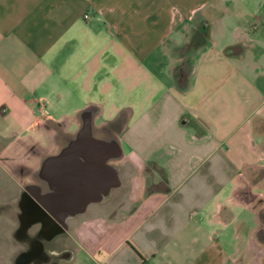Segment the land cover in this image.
Here are the masks:
<instances>
[{
	"label": "crops",
	"instance_id": "obj_1",
	"mask_svg": "<svg viewBox=\"0 0 264 264\" xmlns=\"http://www.w3.org/2000/svg\"><path fill=\"white\" fill-rule=\"evenodd\" d=\"M195 27L207 41L180 54ZM87 109L95 136L122 149L121 185L69 220L60 264H84L82 253L92 264H240L237 238L247 254L255 242L239 215L264 202V0H0L9 264L27 248L22 195L47 192L44 169Z\"/></svg>",
	"mask_w": 264,
	"mask_h": 264
},
{
	"label": "water",
	"instance_id": "obj_2",
	"mask_svg": "<svg viewBox=\"0 0 264 264\" xmlns=\"http://www.w3.org/2000/svg\"><path fill=\"white\" fill-rule=\"evenodd\" d=\"M82 116L84 121L77 137L44 169L49 190L43 194L39 186H35L36 192L28 187L22 195L17 238H27L34 223L43 225L50 234L48 239L65 233L69 220L85 213L90 204L105 200L121 185L112 162L122 155L120 145L95 136L91 109L82 111Z\"/></svg>",
	"mask_w": 264,
	"mask_h": 264
},
{
	"label": "flooded vegetation",
	"instance_id": "obj_3",
	"mask_svg": "<svg viewBox=\"0 0 264 264\" xmlns=\"http://www.w3.org/2000/svg\"><path fill=\"white\" fill-rule=\"evenodd\" d=\"M261 173L260 176L264 174V171ZM43 182L44 187L48 191V180ZM32 190L36 192V187H32ZM253 208L255 209L252 213L254 219L250 224L249 233L255 242V246H252L247 254L244 251L242 237L237 238L239 247L237 260L240 264H264V202L256 197ZM53 228L56 227L54 226ZM31 230L34 231L31 232ZM66 234L67 232L57 235L53 239H48L50 234L44 229L43 225L34 223L30 228V234L27 236V248L21 252L13 264H23L24 260L26 264H60L63 259L69 260L71 257L70 252L59 250L57 245V239ZM246 255H248V258L244 260ZM20 256H24V258L20 259Z\"/></svg>",
	"mask_w": 264,
	"mask_h": 264
},
{
	"label": "rangeland",
	"instance_id": "obj_4",
	"mask_svg": "<svg viewBox=\"0 0 264 264\" xmlns=\"http://www.w3.org/2000/svg\"><path fill=\"white\" fill-rule=\"evenodd\" d=\"M258 141L260 142V146H264V139L259 138ZM260 174L262 173H257L258 179L262 178ZM257 183H262V180L257 181ZM258 185L256 187L257 192H259L261 189H264L262 188V186ZM107 204L111 203L108 202ZM242 218L248 219L249 224H251L253 222L254 216L252 215V213H244L239 215V219ZM11 226L12 220L9 217L0 220V264H9L10 262H12L14 255H16V244L13 242ZM80 259L84 264H92L91 259H89L84 253L81 254Z\"/></svg>",
	"mask_w": 264,
	"mask_h": 264
},
{
	"label": "trees",
	"instance_id": "obj_5",
	"mask_svg": "<svg viewBox=\"0 0 264 264\" xmlns=\"http://www.w3.org/2000/svg\"><path fill=\"white\" fill-rule=\"evenodd\" d=\"M208 38V28L206 27H195L192 40L184 47L178 49L180 54L189 53L196 49L200 45L204 44ZM228 51V49H227ZM177 87L181 90H188L190 87V79L182 81L180 77H176Z\"/></svg>",
	"mask_w": 264,
	"mask_h": 264
},
{
	"label": "built area",
	"instance_id": "obj_6",
	"mask_svg": "<svg viewBox=\"0 0 264 264\" xmlns=\"http://www.w3.org/2000/svg\"><path fill=\"white\" fill-rule=\"evenodd\" d=\"M88 17V16H87Z\"/></svg>",
	"mask_w": 264,
	"mask_h": 264
}]
</instances>
